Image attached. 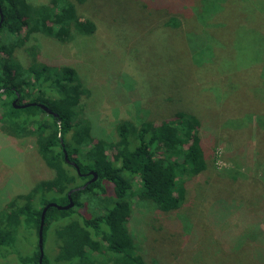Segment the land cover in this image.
Returning a JSON list of instances; mask_svg holds the SVG:
<instances>
[{"label":"trees","instance_id":"1","mask_svg":"<svg viewBox=\"0 0 264 264\" xmlns=\"http://www.w3.org/2000/svg\"><path fill=\"white\" fill-rule=\"evenodd\" d=\"M75 2L85 0H50L42 5L0 0V133L14 139H34L37 154L53 173L51 179L35 183L27 193L13 196L1 208L0 264H39L41 212L49 203L67 205L72 190L70 209L48 208L44 215L41 264H147L141 242L127 228L134 206L155 208L163 216H187L186 211L195 212L208 198L214 208L217 202L228 207L223 219L232 212L241 232L235 235L231 229L227 235L217 229L215 219L207 216L199 227L197 223L203 219L194 220L196 228L188 236L211 238L217 247L213 253L218 257L214 258L217 264H264V230L259 228L260 224L264 226V200L261 196L254 198L253 192L254 202L244 200L240 185L232 195L228 191L220 197L212 195L217 184L208 181L213 169L202 143L199 118L179 111L171 120L159 123L122 121L115 126V139L97 137L92 123L80 117L81 100L87 90L72 68L38 62L36 46L29 49L27 66L14 58L15 49L25 46L34 35L59 43L92 35L95 25L80 18ZM249 8L255 14L252 27L262 37L264 0H249ZM198 19L203 30L187 36L185 42L200 65L204 60L199 53L212 51L215 44H207L203 36H211L218 28H204L205 20ZM166 25L181 27L176 17ZM194 41L201 43L196 46ZM254 62L264 63V55L263 59L255 57ZM260 67L264 71V64ZM16 97V105L42 104L57 117L36 105L14 108ZM63 150L77 165L79 174L65 162ZM90 172L97 178L81 190L92 179ZM204 177L205 182H199ZM249 216L254 221L245 229ZM174 223L176 226L177 221ZM171 229L166 228L164 233ZM52 231L53 241L49 238ZM160 241L165 243L166 238ZM204 252L211 255L208 244Z\"/></svg>","mask_w":264,"mask_h":264},{"label":"rangeland","instance_id":"2","mask_svg":"<svg viewBox=\"0 0 264 264\" xmlns=\"http://www.w3.org/2000/svg\"><path fill=\"white\" fill-rule=\"evenodd\" d=\"M49 1L27 0L32 5ZM74 5L80 18L95 25L92 35L75 36L67 43L34 35L15 49L14 58L27 66L29 49L36 46L38 62L72 68L87 90L80 117L92 123L97 137L115 139V126L122 121L159 123L179 111L195 115L213 169L208 181L217 184L212 195H232L240 185L244 200L254 202L251 192L264 200V63L254 62L255 57L263 59L264 35L252 27L255 14L249 11V0H85ZM171 17L180 21V28L166 25ZM199 17L205 20L204 28L218 29L212 37L204 34L207 44H215L212 51L199 53L204 61L197 65L201 61L190 54L185 38L203 30ZM52 176L34 139L0 133V210L13 196ZM218 204L214 208L208 198L195 212L186 211L187 216H163L155 208L137 205L127 228L141 242L147 264H217L211 238L188 235L196 228L194 220L203 219L199 227L207 216L227 235L231 229L235 235L241 232L235 226L237 217L229 212L223 219L229 209ZM241 210L246 211L244 205ZM248 218L245 229L254 221ZM165 227L172 229L164 233ZM259 228L264 230L261 224ZM49 238L54 240L53 231ZM164 238L165 243L160 241ZM207 244L211 255L204 252Z\"/></svg>","mask_w":264,"mask_h":264},{"label":"water","instance_id":"3","mask_svg":"<svg viewBox=\"0 0 264 264\" xmlns=\"http://www.w3.org/2000/svg\"><path fill=\"white\" fill-rule=\"evenodd\" d=\"M1 21H2V15H1V10H0V25H1ZM2 91V90H1ZM16 102H17V97L16 99L12 102V105L14 108H26V107H29V106H38L42 111L46 112L47 114L49 115H52L53 117H57V115L55 113H53L50 109H48L46 106L42 105V104H34V103H27V104H24V105H16ZM63 155H64V160L67 164L71 165L72 167L75 168L77 174H79V169L77 167V165L74 163V162H71L68 157H67V153L65 150H63ZM89 175L92 176V179L87 181L80 189L83 190L85 189V187L94 182L97 178V175L93 172H90ZM79 190V189H76V191ZM73 192L70 191L67 195V199H68V204L65 205V206H58L54 203H49L47 204L42 212H41V216H40V224H39V229H38V247H39V251H40V258H39V264H41V258H42V230H43V224H44V215L47 211L48 208H56L57 210H62V211H65V210H68L70 209L72 206H73V202H72V199H71V193Z\"/></svg>","mask_w":264,"mask_h":264}]
</instances>
